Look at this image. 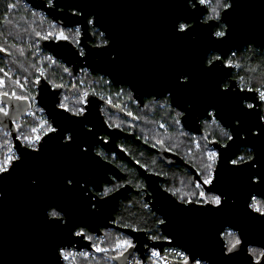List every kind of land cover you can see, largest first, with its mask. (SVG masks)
Wrapping results in <instances>:
<instances>
[{
  "label": "water",
  "instance_id": "95a60500",
  "mask_svg": "<svg viewBox=\"0 0 264 264\" xmlns=\"http://www.w3.org/2000/svg\"><path fill=\"white\" fill-rule=\"evenodd\" d=\"M24 1L62 27L80 29L81 50L68 39L38 37L40 48L64 63L73 77L86 69L137 94L162 97L169 93L172 104L185 113V128L198 133L199 121L214 109L215 117L230 129L234 139L225 145L213 144L219 153L214 170L218 179L212 191L226 198L219 210L211 205L182 204L154 175L138 167L150 191L145 201L166 221L160 229L167 239L155 241L142 230L111 223L127 189L104 198L91 190L100 191L104 182L111 181L108 175L117 172L94 151L102 143L107 150L118 152L113 140L101 142L103 133L113 137L114 131L107 127L96 94L89 95L84 114L72 115L58 108L63 87H53L40 76L35 100L57 131L45 135L39 151H33L14 130L19 118L3 117L2 126L11 132L22 163L17 162L10 175L0 178V264H63L61 249L90 248L84 234L75 235L79 227L94 235H103V228L127 235L133 246L117 258L118 264H128L135 253L145 263L149 249L165 246L184 250L190 258L188 264L196 259L210 264H256L248 249H264V215L249 205L253 196L264 200L263 109L258 91L240 88L233 77L234 67L226 66L223 59L250 44L264 49V0H231L233 8L221 13L220 22L227 26L223 38L214 35L218 21L203 20L208 6L193 8L189 0ZM178 21L190 26L187 34L177 33ZM92 28L104 33L106 46L92 44ZM212 51L221 59L208 70ZM185 73L191 76L189 87L177 83V77ZM226 80L229 86L223 89ZM249 103L255 107L248 109ZM68 133L70 143L64 140ZM244 147L252 150V159L232 165L230 161ZM67 175L76 181L70 190L64 186ZM51 209L60 211L63 221L51 220L47 215ZM226 230L243 240L239 249L228 255L224 254ZM259 260L264 264V258Z\"/></svg>",
  "mask_w": 264,
  "mask_h": 264
},
{
  "label": "flooded vegetation",
  "instance_id": "af4514ba",
  "mask_svg": "<svg viewBox=\"0 0 264 264\" xmlns=\"http://www.w3.org/2000/svg\"><path fill=\"white\" fill-rule=\"evenodd\" d=\"M207 6L208 12L203 20L218 21L215 32L222 30L221 26L226 25L220 22V19H215L214 16L211 15L210 4ZM222 11V9L219 10L220 18ZM210 17L213 18L209 19ZM98 32L101 33V31ZM94 35L96 36V33H94ZM56 39L59 38L56 37ZM105 40V37L101 36V38L99 37L98 43H96L94 39L92 44L95 46H102ZM76 45L81 50L79 43ZM246 47L253 48L254 46L250 44ZM0 49H2L0 50V56L7 59L10 54L7 53L6 50H3L2 47H0ZM216 56L220 55L212 51L207 58V64L209 60L215 61ZM233 58L234 56H231V53H229L223 61L225 65L230 63L231 67H234L233 77L238 81V79H240L238 76L239 66L233 61ZM93 76L100 77L99 79L101 81L106 79L108 81V86L103 85L102 88L98 90L89 89L86 91L84 97V113L86 105L89 102V95L91 92H94L100 102V111L108 129L114 131L113 137L108 133H103L100 136L101 142L107 144L113 140L117 146L118 152L107 150L102 143L94 148L95 153L97 155L100 153L99 156L104 161L113 165L117 169V172L116 175H108L111 181L104 182L100 191L96 192L93 188H91V190L100 198L110 196L122 188L128 190L126 197L120 200L118 209L114 211L115 219L111 221V223L118 226L115 214L121 205L131 203L133 199L137 197L145 198L150 194V191L147 189L146 179L140 174L138 167L142 168L147 174L154 175V178L160 181V185L164 190L171 194L175 192L176 195L174 196L178 200L181 201L180 198L185 196V194H188L186 197L187 199L195 200L196 195L194 194H198L200 191L195 185L197 183L202 184L203 179L207 176V172L205 166L201 165L199 152L193 149L192 144L194 142H199L198 137L203 136L206 140L205 144L210 148L209 154L211 152L219 153L218 149L213 146L214 143L225 145L229 141L228 139L221 140V138L217 137L214 128H212V131L209 130V132L207 130V122H219L215 117V110L211 109L208 112V116L199 121V133L190 131L186 129L182 123V118L185 113L179 107L172 104L169 93L162 97L137 94L128 86L113 85L108 78L100 74ZM228 86L229 81H224L222 88L226 89ZM240 88L245 89L246 87L243 88V86H241ZM249 89L255 90L258 88L252 87L248 88V90ZM64 92V88H62V92L59 95L58 108L66 110L68 113L74 115L77 111L72 108V103L65 105V103L67 104V100L66 98L64 99ZM4 95L5 93H2L0 99L3 104H6L5 108L10 110H6L8 112H4L3 117L7 120L19 118L18 121L15 120L19 122L27 112L23 98L13 97L11 101ZM129 113H131V115H129ZM210 113H212V115H209ZM219 124L221 125L220 122ZM88 128L90 127L88 126ZM224 129L229 131L231 135L230 129L225 127ZM205 133H208L207 135L209 136H206ZM180 134H182L185 140H188L187 143H179V141H177L180 139L178 137ZM69 135L68 133L65 136V141L66 137ZM175 136H177V140L173 138ZM241 155L246 156L244 160L247 161L250 157H253V152L251 149L244 147L235 159H238ZM238 163L240 162L238 161ZM213 170H215V168ZM202 187L207 193L206 189L208 185H202ZM106 189H111V191H109L107 195H104ZM184 191L185 194L182 195ZM53 210L55 209H51L50 212ZM110 230L115 229L103 228L101 232L105 235V233ZM77 231H82L86 237L92 234L88 228L84 227L77 228L75 233Z\"/></svg>",
  "mask_w": 264,
  "mask_h": 264
},
{
  "label": "rangeland",
  "instance_id": "374dc122",
  "mask_svg": "<svg viewBox=\"0 0 264 264\" xmlns=\"http://www.w3.org/2000/svg\"><path fill=\"white\" fill-rule=\"evenodd\" d=\"M3 1H7L9 8L8 14H5L4 16L5 21H7L8 24H5L6 26L4 25V27L10 29L11 26H14L16 32L20 33V35L18 36L17 39L12 38L8 41L6 40L7 41L6 43H0V47H2L3 50H6L7 53H9L10 56H12L11 57L12 62H18L20 67L23 69L20 70L18 68H14L8 62L9 60L5 61L6 70L2 69L0 71V82H2L0 83L1 94L5 92L8 93L12 92L14 94H17V96L20 98L21 96L24 98L25 97L30 98L33 104V99L35 98V95L37 93L36 83L39 80L40 76L44 75L52 82L64 81L65 86L68 87V91L63 93L65 95L64 99L66 98L67 100V104L65 103V105L72 103L73 106L72 108L77 111L78 109L81 108L84 109V97L86 91H88L89 89L98 90L99 88H102L103 85L108 86V81L106 79H104V81H101L99 79L100 77L97 78L93 77V75H91V73H89L87 70L82 71L81 75H79L77 78H71L69 77L68 74L65 75V73L69 71V68L60 60L54 58L50 53L42 50L39 46V41L37 39L39 36H43L47 38H49L50 36H55L58 38L61 32H63V34L66 37H68V40H71L74 44H78L79 38L81 36L79 28L62 27L60 24L54 22L51 18H49L44 12L32 8L24 0H3ZM9 5H11V7H9ZM210 7L211 8L216 7V0H211ZM219 10L220 9L218 8L217 11L219 12ZM211 15L214 16L212 11H211ZM77 29H79L78 32ZM92 31L100 35L96 29L92 28ZM99 37L101 38V36ZM59 78H61L62 80L56 81ZM247 82L248 81L244 77H240V79H238V84H240V87L241 86H243V88L246 87L245 89L252 88L253 85ZM257 88L260 91H264V84L260 85ZM262 106H263L262 109L264 115V102L262 103ZM34 110L36 112L39 111L38 108H35ZM3 111H6L5 107ZM30 120L32 121V119ZM28 127L29 126L27 124L25 126L24 131L29 132L30 135L33 132V129L37 128V126L32 128L31 126L30 128ZM41 127L43 128V130H48V125L45 122H42ZM206 127L208 132L209 130L212 131V128H214L217 137L221 138V140L227 139L221 133L222 129L225 131L227 130L224 129V127H222L219 124V122L216 123H214V121L207 122ZM207 134L208 133H205L206 136H209ZM178 137L180 138L179 140H177V136L173 138L179 141V143L188 142V140H185V138L182 137V134H180ZM198 141L199 142H194L192 146L193 149L196 152H199L200 154L201 165L206 166L207 164L211 163L212 168L214 169L217 159L215 163H212V161L208 158V152H210V148L207 144H205L206 140L203 136L198 137ZM241 156L246 158V156L244 155ZM184 194L185 191L182 193V195ZM257 201L258 204H261L262 208L264 209V200L258 199ZM228 232H234V231L226 230L224 232L223 237L226 241V245L228 244V241L231 239L226 235V233ZM109 234L117 237L116 239L117 243L120 242L123 243L124 241H131V239L127 235L119 231L117 234L113 232H110ZM254 248L260 249L258 247H254ZM115 252L118 253V256H121L124 253L123 250L115 251ZM254 257L257 260L260 258L258 254ZM97 258L98 257H96L95 259ZM96 264H113V263L112 261L109 262L107 260L104 262V259H101Z\"/></svg>",
  "mask_w": 264,
  "mask_h": 264
},
{
  "label": "trees",
  "instance_id": "16d2710c",
  "mask_svg": "<svg viewBox=\"0 0 264 264\" xmlns=\"http://www.w3.org/2000/svg\"><path fill=\"white\" fill-rule=\"evenodd\" d=\"M8 9L9 8H8L7 1L0 0V43H6L8 40L12 38L17 39L18 36L20 35V33L16 32L14 26H11L10 29L4 27L5 24H8V22L5 21V18H4L5 14H8ZM39 37H43V36H39ZM98 41H99V35L98 33H96L95 42L98 43ZM11 57L12 56L5 59L2 56H0V71L2 69L6 70V67H5L6 60H9L8 62L14 68H18L20 70L23 69L20 67L18 62H12ZM233 61L236 62V64L240 67L239 75H238L239 77H244L249 82V84L253 85V87L255 88L264 84V49H258L256 47H253V48L245 47L241 51H236ZM66 74H68L69 77L71 78H77L79 75H81L80 73L77 77H73L70 74V71H67L65 75ZM45 78L47 79V81L49 82L51 86L53 87L62 86L65 92L68 91V87L65 86L64 81L52 82L46 76ZM61 78H64V77H61ZM61 78L57 79L56 81H61L62 80ZM4 96L5 97L7 96L11 101L13 97H18L17 94H14L12 92L11 93L5 92ZM21 98H23V101H27L26 103L28 104V107L30 109L32 106V100L30 98H27V97L24 98L22 96ZM5 106L6 104H3L2 100L0 99V141H9L12 138L11 132H9L7 129H5L2 126L3 113L4 112L7 113L10 110V109L8 110L7 108L6 110L8 111H3ZM27 124L28 126L33 125L32 121L30 120L28 116V113H26L20 119L19 122H16V121L14 122V130L16 131L18 137H21L23 134H26V131L24 130ZM147 206H150V205L145 201V198L143 197H137L133 199L131 203H125L121 205L119 210L115 214L116 222L118 226L125 227V228H131L135 230H142L146 232L152 239L153 237H156V239H153L155 241L166 240L165 235L160 230V224L158 223V221L161 220L160 216L157 215L155 212H153L151 209L149 210L148 208H146ZM110 232H113L115 234L118 233L117 230H110L106 232L105 235L103 236L105 239V243H104L105 246H114L117 243V240H116L117 237L114 235H110L109 234ZM118 257L119 256L117 252L111 251V252L100 255L95 260H91V261L82 260L80 263L81 264H96L101 259H104V262L107 260L109 262L112 261L113 264H118L117 262ZM177 263L178 262H173L172 264H177Z\"/></svg>",
  "mask_w": 264,
  "mask_h": 264
},
{
  "label": "snow or ice",
  "instance_id": "6c2138e0",
  "mask_svg": "<svg viewBox=\"0 0 264 264\" xmlns=\"http://www.w3.org/2000/svg\"><path fill=\"white\" fill-rule=\"evenodd\" d=\"M189 2L192 3L193 8L197 7L198 5H209L211 4V0H189ZM233 3L231 2V0H216V7L211 8L212 13L214 14V18L219 20L220 19V15L219 12L217 11V9H222L225 13L228 12V10L233 8ZM9 7H11V5H9ZM213 17H210L209 19H211ZM207 22V21H205ZM89 24L94 23L93 20H89L88 21ZM178 23V28H176L177 33H184L187 34L189 32V25L187 24V22L184 23H180L179 21ZM222 30L217 31L214 33V35L218 38H223L227 35V31H226V27L227 26H221ZM79 31V29H77V32ZM100 36H104V33L101 32L99 33ZM59 39H68V37H66L63 32H61L59 34ZM108 44V41L105 40L103 42L102 46H106ZM2 50V49H0ZM81 54H83V52H81ZM221 57L220 56H216L215 60H220ZM214 61L213 60H209L208 61V70L211 69V67L213 66ZM226 66H231V64H227ZM2 83V82H0ZM177 83L178 85H180L181 87H189L191 86L192 80H191V76L187 73L182 74V77H177ZM250 91H252L253 89H249ZM255 91L259 92V97L261 100H264V91H260L259 89H255ZM63 107V105H62ZM246 107L248 109H253L255 107L254 104L249 103L246 105ZM84 113V109H78L76 113H74V115H81ZM129 115H131V113H129ZM209 115H212V113H210ZM261 119H264V117H261ZM47 123V122H45ZM237 125H239L240 121L237 120L236 121ZM36 129H33V132H35ZM57 129L55 127H52L51 125L48 126V133H54L56 132ZM48 133H45V135H47ZM221 133L224 137H226L228 140H232L234 139V137L232 135L229 134L228 131L225 130H221ZM26 141H28V146L30 148H32L33 151H39V149L35 148L34 145L39 143L41 140L40 136H36L35 139H32L31 137H25L24 138ZM72 141V136L69 135L68 137H66V142L70 143ZM98 155H100V153H98ZM209 159L215 163L218 153L216 152H211L208 154ZM250 159H252L250 157ZM238 161L240 163H244V157L241 156L237 159H233L230 161V163L234 166H236L238 164ZM20 162L22 163V158L19 155H8L5 157V159L3 161H0V178H3L6 175H10L11 171L14 170L16 163ZM206 170H207V176L203 179L202 184L197 183L195 185L196 188L200 189L198 194H194L196 195V199L195 200H191V199H187V195L185 194V196L181 197V203L182 204H197V205H202V206H207V205H211L213 206V208L219 210L220 208H222L223 204H224V200L226 198L222 197V194H213L212 191V186L214 185V182L218 179L216 173L214 172L213 168H212V164H207L206 166ZM262 179H264V177H262ZM33 184H36L37 181L33 180L32 181ZM76 183V181H74V178L71 175H67L64 177V186L67 190H70L74 184ZM202 185H208L209 186V191L206 193L203 190ZM111 191V189H106L104 195H107V193ZM173 195H176L175 192L172 193ZM250 208H252L255 212L259 213L260 215H264V210H262L260 207L257 206L256 203V198L252 197V203L249 205ZM49 216V218L53 221H63V216L61 214L60 211H56L53 210L50 213L47 214ZM159 224H165L166 221L164 219H161L158 221ZM75 235L77 236H81L83 235L82 231H77L75 233ZM226 235L228 237H230L231 239L228 241V244L226 246V253H224L225 255L228 254H233L235 253L239 247L242 245L243 240L241 238L240 235H238L236 232H228L226 233ZM88 239H91V237H88ZM153 239H156V237H153ZM165 239H167V237H165ZM119 246H123V247H132V243L131 241H124L123 244H118ZM97 251H106V249H102L97 247ZM248 252L253 255L256 256L258 254V256L260 258H264V249H257V248H249ZM60 256L63 257V259L68 260L70 253H67L66 251H64L63 249L60 250L59 253ZM81 255L87 256V253H81ZM153 256H159V253L156 251H153L152 253ZM185 264H188V259L187 257L185 258ZM195 264H201V261L199 259L195 260ZM256 264H260V260L258 259L256 261Z\"/></svg>",
  "mask_w": 264,
  "mask_h": 264
},
{
  "label": "built area",
  "instance_id": "2783aa9c",
  "mask_svg": "<svg viewBox=\"0 0 264 264\" xmlns=\"http://www.w3.org/2000/svg\"><path fill=\"white\" fill-rule=\"evenodd\" d=\"M235 53L236 51L231 52V56H234ZM41 76H44V75H41ZM260 101L261 103L264 102V100H261V99ZM35 108H38L39 111L36 112L34 110ZM27 113H28L29 118L32 119L33 125L31 126V128L37 126L36 131L32 132L31 135L29 133H26L18 138L22 141V143L25 146L29 147L28 141H26L24 138L31 137L32 139H35L36 136H40L41 137L40 142L34 145L35 148H38L43 137L45 136V133H48V130H43V128L41 127L42 122H47L46 124L48 126L49 125L52 126V123L50 119L47 117V115L45 114V112L38 106L35 98L33 99V104ZM8 155H18L17 151L14 148L12 138L9 141H0V161H3L5 157ZM253 197L256 198L257 206L260 207L262 210H264L262 206L258 204L257 200L260 198L257 196H253ZM251 203H252V200H251ZM146 208H148L149 210L151 209L150 206H147ZM88 237H91V239H88ZM86 239L90 241L89 249L78 250L74 247L70 249H67V248L63 249L67 253H70L68 260L63 259V257L61 256L63 264H81L80 262L82 260H95L96 257H99L102 254H105L111 251H122V250L125 252L129 248V247H123V246L118 247V244H123L121 242L116 243V245L114 246H105L104 244L105 239L103 237H99L94 234L91 236H87ZM97 247L106 249V251H97ZM153 251L158 252L159 256L158 257L153 256L152 255ZM81 253H87V256L81 255ZM145 256H146V262L144 263L141 256L135 253L128 260V264H172L173 262L185 264L186 257L188 259V262L190 260L189 255L184 250L177 248V247H170V246H165L162 248V250L151 248L145 253ZM199 260L201 261V264H210L207 261H204L201 259ZM193 264H195V260Z\"/></svg>",
  "mask_w": 264,
  "mask_h": 264
},
{
  "label": "bare ground",
  "instance_id": "6f19581e",
  "mask_svg": "<svg viewBox=\"0 0 264 264\" xmlns=\"http://www.w3.org/2000/svg\"><path fill=\"white\" fill-rule=\"evenodd\" d=\"M263 90V89H262ZM262 108H263V106H262ZM264 116V115H263ZM31 126V125H30ZM30 126L28 127V128H30ZM27 131H28V129H27ZM26 133H28V132H26ZM261 205V204H260ZM161 230V229H160ZM104 235V234H103ZM103 235H97V236H99V237H103ZM104 238V237H103ZM163 241V240H162ZM86 261V260H85ZM91 261V260H90Z\"/></svg>",
  "mask_w": 264,
  "mask_h": 264
}]
</instances>
